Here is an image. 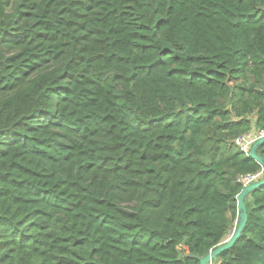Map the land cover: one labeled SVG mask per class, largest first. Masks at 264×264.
Masks as SVG:
<instances>
[{
    "label": "trees",
    "instance_id": "trees-1",
    "mask_svg": "<svg viewBox=\"0 0 264 264\" xmlns=\"http://www.w3.org/2000/svg\"><path fill=\"white\" fill-rule=\"evenodd\" d=\"M252 128L264 0H0V264H199ZM244 203L211 264H264V185Z\"/></svg>",
    "mask_w": 264,
    "mask_h": 264
},
{
    "label": "water",
    "instance_id": "water-1",
    "mask_svg": "<svg viewBox=\"0 0 264 264\" xmlns=\"http://www.w3.org/2000/svg\"><path fill=\"white\" fill-rule=\"evenodd\" d=\"M262 141H264V136L258 138L251 145L249 157L255 160L260 166L264 168V158L257 153V147ZM262 185H264V175L261 179L251 182L242 187L240 192L236 194V224L234 226V229L226 239L218 243L213 249L209 250L206 254L202 255L199 258V264H211L214 257H216L222 250L228 248L234 243L247 221V213L244 198L252 189L259 188Z\"/></svg>",
    "mask_w": 264,
    "mask_h": 264
},
{
    "label": "built area",
    "instance_id": "built-area-1",
    "mask_svg": "<svg viewBox=\"0 0 264 264\" xmlns=\"http://www.w3.org/2000/svg\"><path fill=\"white\" fill-rule=\"evenodd\" d=\"M264 136V129L252 128L250 131L242 133L234 138L235 145L244 155L249 156L251 145L260 137ZM264 175V168L260 166L259 169L253 172L238 174L237 180L244 187L245 185L261 179ZM235 225V224H234Z\"/></svg>",
    "mask_w": 264,
    "mask_h": 264
},
{
    "label": "rangeland",
    "instance_id": "rangeland-1",
    "mask_svg": "<svg viewBox=\"0 0 264 264\" xmlns=\"http://www.w3.org/2000/svg\"><path fill=\"white\" fill-rule=\"evenodd\" d=\"M234 224H236V223H235V222L232 223V226H231V228H230V231H229V233L225 236L224 239H226V238L231 234V232H232V230L234 229V226H235ZM224 239H223V240H224ZM223 240H222V241H223Z\"/></svg>",
    "mask_w": 264,
    "mask_h": 264
}]
</instances>
